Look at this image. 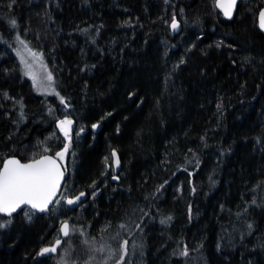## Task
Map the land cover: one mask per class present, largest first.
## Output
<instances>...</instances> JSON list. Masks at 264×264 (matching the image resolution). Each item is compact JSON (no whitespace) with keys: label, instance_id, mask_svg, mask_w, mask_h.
I'll list each match as a JSON object with an SVG mask.
<instances>
[{"label":"trees","instance_id":"obj_1","mask_svg":"<svg viewBox=\"0 0 264 264\" xmlns=\"http://www.w3.org/2000/svg\"><path fill=\"white\" fill-rule=\"evenodd\" d=\"M215 1L0 0V166L57 157L68 116L61 194L87 193L53 257L38 251L60 236L54 205L0 216V264H81L99 245L122 254L111 264H264V0L229 21ZM19 38L44 55L51 95L24 78Z\"/></svg>","mask_w":264,"mask_h":264},{"label":"snow or ice","instance_id":"obj_2","mask_svg":"<svg viewBox=\"0 0 264 264\" xmlns=\"http://www.w3.org/2000/svg\"><path fill=\"white\" fill-rule=\"evenodd\" d=\"M235 4L236 0H230L227 6H218L226 8L225 15H230L227 9H230ZM260 15L262 27H264V12ZM13 23L15 22L13 21ZM176 27L177 24L173 21L172 28L175 30ZM20 43L24 44V41L21 40ZM24 47L27 48V45H24ZM30 54L33 59H40L37 53L30 52ZM21 60L23 63L27 64L23 56H21ZM32 78L34 82H36V77L34 75ZM46 78L49 82L53 79L50 73ZM61 103H64L63 98H61ZM71 124L72 121L70 120L59 121L58 126L66 137L69 135ZM93 127L95 128L96 125H93ZM66 152L67 145L64 151L56 153V156L63 159ZM113 156H115V152H113ZM116 164L119 165L118 159L116 160ZM64 171H66V169L62 170L55 158L48 156L33 160L29 163H21L17 159H8L3 163V167L0 168V212L11 215V213L16 211L21 205H30L33 209H37L41 212L47 210L48 205L54 202L53 198L61 187L60 182L63 179ZM112 179L115 180L118 179V177L113 176ZM86 195V193L81 192L74 199H68L67 203L69 205H76L78 202L83 203L81 198ZM56 202L58 203L59 201ZM163 222L164 221H162V223ZM121 227H123V225H121ZM67 228V223L62 225L61 231L65 236L68 235ZM57 243H59V241H57ZM127 243L128 241L125 240L124 245L126 246ZM54 251H56L55 248H44L40 255Z\"/></svg>","mask_w":264,"mask_h":264},{"label":"rangeland","instance_id":"obj_3","mask_svg":"<svg viewBox=\"0 0 264 264\" xmlns=\"http://www.w3.org/2000/svg\"><path fill=\"white\" fill-rule=\"evenodd\" d=\"M187 28L191 29V26H187ZM185 35L186 33L184 32V35L182 34V36L181 35L178 36L176 38V41H180L181 39H183ZM21 40L24 41V44L20 43ZM24 45H27V48H25ZM12 52L14 56L16 57V60L19 64V67L21 69V72L24 78H26L30 82L34 91L40 96L51 95L54 92L53 91L54 90L53 79L51 82H49L46 78L49 73L51 74V72L44 58V55L39 50L31 47V45L22 38L15 39ZM30 52L37 53L40 59H33ZM21 56H23V59L27 61V64L22 62ZM33 75L36 77V82H34L32 78ZM65 117H68V116H65ZM77 136H78V133L76 132L73 137L77 138ZM72 146H73V143H70L67 146L66 153H68V151L72 149ZM75 154L76 152L73 151L69 155V158H68V163H69L68 166H69L70 172L72 171L73 166L75 165ZM108 172L110 173L111 178L117 175V172L114 171L113 167H111V169H109ZM94 196H95V193L94 194L89 193V200H92ZM68 197H70V195H66L63 192L59 196V198L56 200L59 202L58 203L55 202L53 208L51 209L48 215L49 218L55 219L59 225L63 221L64 217H67L68 219L69 217L71 219L75 218L74 214L70 215L69 213L70 209L65 204V199ZM94 250L96 253H93L92 259H89L87 261L85 260L86 262L82 261L81 264H111L114 260L122 259V254L119 253L118 249H110V251H108V250H104L103 246L99 245V246H96Z\"/></svg>","mask_w":264,"mask_h":264},{"label":"water","instance_id":"obj_4","mask_svg":"<svg viewBox=\"0 0 264 264\" xmlns=\"http://www.w3.org/2000/svg\"><path fill=\"white\" fill-rule=\"evenodd\" d=\"M246 1H250V0H236V4H235L233 7H231L230 9H227V10L230 12V15H225V10H226V8L218 6V5H225V6H227V5L230 3V0H216L214 5H215L216 10L222 15V17H223L225 20H228V21H229V20H232V19H233L234 14H235L236 9H237V5H238V3H239V2H246ZM262 12H264V6L259 10L258 15H257V29H258L262 34H264V27H262V20H261V15H260ZM173 21H175L176 24H177V27H176L175 30L172 28V23H173ZM169 30H170V33H171L172 36H176V35L180 34V32L182 31V25H181V23L179 22V20L177 19L176 16H174V17L172 18V20L170 21V23H169ZM61 120H70V121H72V124H71V126H70V128H69V135H68L67 137L65 136L64 132H62L61 129H60V127L58 126L59 129H60V132H61L62 137L65 139V146H66V145L68 146V145L72 142V140H73V136H74V134H75V132H76V129H77V122L75 121V119H73V118H71V117H64V118L60 119L59 121H61ZM59 121H58V123H57L58 125H59ZM100 126H101L100 124H97L95 128L92 127V131H93L94 133H97L98 130H99V128H100ZM114 152H115V151H114ZM44 156H48V157L55 158L56 161H57V163L61 166V169L64 170V166H63V164L61 163V161H60L57 157H55L54 155H52V154H44V155H42V156H40V157H37V158H35V159H31V160H27V161H21L19 158L15 157V156L8 157V158H6V159L2 162L0 168L3 167V163H4L5 161H7L8 159H17V160H19L21 163H29V162H31V161H33V160L41 159V158L44 157ZM117 159H118L117 153L115 152V156H113V152H112V164H113V169H114L115 172H118L119 169H120V162H119V165L116 164V160H117ZM118 160H119V159H118ZM65 179H66V171H64L63 179H62L61 182H60L61 187H60V189L57 191L55 197L53 198V201H54V202L48 205L47 210H49V209L55 204L56 200H57L58 197L60 196V194H61V192H62V189H63V185H64V183H65ZM112 181H113V182H117L118 179H115V180L112 179ZM84 193H86V192H84ZM79 194H80V193H79ZM79 194H77V195H75V196H73V197H69V198L65 199V204H66V206H67L69 209H71V210H72V209H75V208L79 207L80 204H82V203H79V202H78L76 205H69V204L67 203V200H68V199H74V198H75L76 196H78ZM86 194H87V193H86ZM86 199H87V195H86L85 197H82V198H81L82 202H85ZM24 209H29V210H31V211H33V212H41V211H39V210H37V209H33L30 205H21L19 208L16 209V211L12 212L11 215H9V214H7V213H2V212H0V216H2V217H12V216L17 215L20 211H23ZM47 210H45V211H47ZM45 211H43V212H45ZM65 223H67V225H68V228H67L68 235H67V236H65V235L63 234V232L61 231L62 225L65 224ZM59 233H60L59 238H57L52 244H50V245H46V246L42 247V248L38 251V256H39L40 258L53 257V256L57 255V253H58L60 247H61L62 244H63V241H64L66 238H68L69 233H70V230H69V222H68V221H63V222H61V224H60V226H59ZM57 241H59V243H57ZM44 248H55L56 251H54V252H50V253H46V254H44V255H40L42 249H44Z\"/></svg>","mask_w":264,"mask_h":264},{"label":"bare ground","instance_id":"obj_5","mask_svg":"<svg viewBox=\"0 0 264 264\" xmlns=\"http://www.w3.org/2000/svg\"><path fill=\"white\" fill-rule=\"evenodd\" d=\"M173 17H174V16H173ZM173 17H172V18H173ZM182 28H183V27H182Z\"/></svg>","mask_w":264,"mask_h":264},{"label":"flooded vegetation","instance_id":"obj_6","mask_svg":"<svg viewBox=\"0 0 264 264\" xmlns=\"http://www.w3.org/2000/svg\"><path fill=\"white\" fill-rule=\"evenodd\" d=\"M72 143V142H71Z\"/></svg>","mask_w":264,"mask_h":264}]
</instances>
